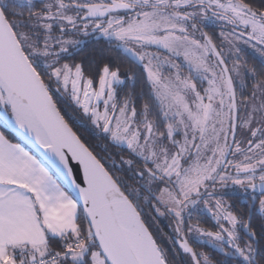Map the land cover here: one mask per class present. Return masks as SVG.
I'll return each instance as SVG.
<instances>
[{
	"label": "snow or ice",
	"instance_id": "obj_1",
	"mask_svg": "<svg viewBox=\"0 0 264 264\" xmlns=\"http://www.w3.org/2000/svg\"><path fill=\"white\" fill-rule=\"evenodd\" d=\"M0 128V264H264V0H0Z\"/></svg>",
	"mask_w": 264,
	"mask_h": 264
},
{
	"label": "trees",
	"instance_id": "obj_2",
	"mask_svg": "<svg viewBox=\"0 0 264 264\" xmlns=\"http://www.w3.org/2000/svg\"><path fill=\"white\" fill-rule=\"evenodd\" d=\"M213 29H214L213 27L209 26L208 28H206V31H208L210 34H214V33L218 34L217 30L215 32H213ZM216 29H218V27H216ZM103 47H104V43L102 41H97V39L88 40L86 42V45L84 46L81 54L76 57V62H81L82 58L87 57L86 60H83L84 65H85V75L86 76L90 75L91 71H94L97 65L102 66L100 50ZM244 59L247 60L249 66H254V65L258 66L260 64V58L255 56L253 53L248 52V51L244 55ZM93 61H95V63H93ZM126 68H127V65H124L121 68L122 76L124 75ZM249 83H250V81H249ZM126 91H128V89L124 90V92H126ZM124 92H121V95H123ZM54 98L59 99L61 101L58 106H60L62 108V112H63V114H65L66 119H69L70 124L73 126L74 130L77 131L78 135L81 136L82 140L86 143V145H88L90 148H92L95 152L100 153V154H104V153H102V146L104 145L105 142L103 139L97 138V136L95 135L90 123L87 120L83 119L81 113L79 111L75 110L73 105H71L70 103H67L63 99V97L60 96V94L54 93ZM139 103L140 102L138 101L137 106H139ZM0 130H4V129L0 128ZM13 141L20 142L18 138H15ZM117 151L118 150L114 147L109 148V152L115 158L116 163H117V168H119L120 167L119 156L116 154ZM124 155L127 156L126 151L124 152ZM116 174L124 176L125 179H128V177L130 176V173L120 172V171H117ZM129 182H131V181H129ZM227 199H228L229 203L233 204L234 210L237 211L238 214L242 215L245 219H247L248 208L245 206L243 200L242 199L237 200L231 195L229 197H227ZM257 203H258V201H257ZM145 219L147 220L146 217H145ZM195 220H196V218H194L192 220V222ZM205 221L206 222L201 221V224H206L207 222L210 224L209 220H205ZM148 223H150V222H148ZM148 226H149V224H148ZM252 226H253V230H255L257 232H259L260 229L262 227H264V219H261L260 214L255 212V211H253V214H252ZM149 228H150V231H152L154 234V230H153L154 228L151 226H149ZM164 229H167V228H164ZM209 229L215 230L214 225H213V227H211ZM157 240L159 243H161L159 238H157ZM199 248L200 249L204 248L205 250H203V251L208 253L214 259H220V257L216 254V252L214 250L210 251L208 246L205 245V246L199 247ZM178 258H177V263L181 264V260Z\"/></svg>",
	"mask_w": 264,
	"mask_h": 264
},
{
	"label": "flooded vegetation",
	"instance_id": "obj_3",
	"mask_svg": "<svg viewBox=\"0 0 264 264\" xmlns=\"http://www.w3.org/2000/svg\"><path fill=\"white\" fill-rule=\"evenodd\" d=\"M249 52V51H248ZM152 217H153V219H154V221L156 220V221H158L159 219H157V217L155 216V218H154V214H152ZM147 218V217H146ZM169 218V217H168ZM199 219H200V222L201 221H204V222H206L205 220H209V222H210V224L207 222L206 224H201V227H204V228H207V229H209V228H211V227H213V225H214V221L212 220V218L208 215V214H202L200 217H199ZM147 221L148 222H150V224H151V226L154 228V230H156V232H158L159 233V235H160V237L159 238H161V239H163L164 240V242H165V244L168 246V248H170V250L171 249H173V245L171 244V241H170V239L169 238H171V236H170V231H169V228L168 227H166L165 225H163V224H160V228H159V226H157V225H155V223L153 222V220H151L150 219V221H149V219L147 218ZM192 223H196V220L195 221H193ZM154 225V226H153ZM209 225V226H208ZM164 228H167V229H164ZM216 230V229H215ZM214 231V230H213ZM161 234H164V236H163V238H162V236H161ZM190 242H191V238H190ZM170 245V246H169ZM209 249H210V251L212 250L210 247H208ZM197 250L198 251H203V250H205L204 248H197ZM204 252V251H203ZM177 258V257H176ZM175 258V260H176V262H177V259ZM181 258V257H180Z\"/></svg>",
	"mask_w": 264,
	"mask_h": 264
},
{
	"label": "rangeland",
	"instance_id": "obj_4",
	"mask_svg": "<svg viewBox=\"0 0 264 264\" xmlns=\"http://www.w3.org/2000/svg\"><path fill=\"white\" fill-rule=\"evenodd\" d=\"M217 30V32H219V27H218V29H216V28H214L213 29V32H215ZM205 31H206V29H205ZM91 39H94V38H89V39H87V41L88 40H91ZM86 41V42H87ZM246 47V46H245ZM247 51H249V52H251V53H253V51L251 50V49H247ZM255 56H257V57H259V55L258 54H255V53H253ZM260 58V57H259ZM81 115H82V113H81ZM229 191V193H231V189H229L228 190ZM258 204V203H257ZM149 209H147V208H145V212L146 213H149ZM145 217H147L148 219H149V221H150V219L151 220H153V222L155 223V225H157V226H159V228H160V224H163V225H165L166 227H168L169 228V231H170V236L171 237H174V228H175V221L173 220V218L171 217V216H156L157 217V219H159L158 221H154V219H153V217H152V215H146ZM169 217V218H168ZM154 218H155V215H154ZM160 223V224H159ZM149 224V226H151L150 225V223H148ZM154 226V225H153ZM152 227V226H151ZM154 230V229H153ZM154 235L157 237V238H159L160 237V235H159V233L158 232H156V230H154ZM161 236H162V238H163V236H164V234H161ZM159 240L161 241V244H162V246L163 247H165V248H168V246L165 244V242H164V240L163 239H161V238H159ZM170 246V245H169ZM168 249H170V248H168ZM179 257V258H178ZM177 258L178 259H180V260H182L181 258H180V256H178ZM176 258V259H177ZM174 264H178L177 262H176V260L174 261Z\"/></svg>",
	"mask_w": 264,
	"mask_h": 264
},
{
	"label": "water",
	"instance_id": "obj_5",
	"mask_svg": "<svg viewBox=\"0 0 264 264\" xmlns=\"http://www.w3.org/2000/svg\"><path fill=\"white\" fill-rule=\"evenodd\" d=\"M19 139V138H18ZM33 151H35V149H33ZM73 165L75 166V162H73ZM253 214V212L251 213V215ZM248 216H249V210H248ZM248 218V217H247Z\"/></svg>",
	"mask_w": 264,
	"mask_h": 264
},
{
	"label": "crops",
	"instance_id": "obj_6",
	"mask_svg": "<svg viewBox=\"0 0 264 264\" xmlns=\"http://www.w3.org/2000/svg\"><path fill=\"white\" fill-rule=\"evenodd\" d=\"M13 142H15V141H13Z\"/></svg>",
	"mask_w": 264,
	"mask_h": 264
}]
</instances>
